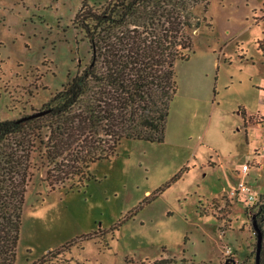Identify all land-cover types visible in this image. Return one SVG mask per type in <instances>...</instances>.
I'll list each match as a JSON object with an SVG mask.
<instances>
[{"label":"rangeland","instance_id":"1","mask_svg":"<svg viewBox=\"0 0 264 264\" xmlns=\"http://www.w3.org/2000/svg\"><path fill=\"white\" fill-rule=\"evenodd\" d=\"M107 1L0 0V121L42 110L88 65L74 18L83 4ZM208 3L205 14L195 8L206 21L191 34L190 57L174 67L163 142L121 140L110 160L90 164L79 190L50 191L38 164L15 264H255L251 217L264 203V0ZM242 165L256 204L232 194Z\"/></svg>","mask_w":264,"mask_h":264},{"label":"trees","instance_id":"2","mask_svg":"<svg viewBox=\"0 0 264 264\" xmlns=\"http://www.w3.org/2000/svg\"><path fill=\"white\" fill-rule=\"evenodd\" d=\"M208 5V0L82 5L74 23L88 44V65L51 96L40 110L44 116L0 121V264H15L24 198L38 164L50 191L79 190L90 180V164L110 160L121 140L163 142L177 91L174 67L188 60L191 34L206 21L195 8L202 6L205 14ZM259 49L264 53V41ZM253 222L262 233L259 264H264V203ZM64 248L50 254L56 257Z\"/></svg>","mask_w":264,"mask_h":264},{"label":"built area","instance_id":"3","mask_svg":"<svg viewBox=\"0 0 264 264\" xmlns=\"http://www.w3.org/2000/svg\"><path fill=\"white\" fill-rule=\"evenodd\" d=\"M240 168L241 169H240L238 176H241L242 180L233 189L232 194L233 196L236 194H239L245 198V201H247L248 203H251L255 200L254 193L252 192L250 187L247 185L245 180H243L248 174L249 165H242Z\"/></svg>","mask_w":264,"mask_h":264},{"label":"water","instance_id":"4","mask_svg":"<svg viewBox=\"0 0 264 264\" xmlns=\"http://www.w3.org/2000/svg\"><path fill=\"white\" fill-rule=\"evenodd\" d=\"M46 111H38L35 113H32L24 118L21 119V121H27V120H32L35 118H39L44 116L46 114ZM253 230L256 235V253H255V264H259V253H260V248H261V241H262V233L261 230L258 228L257 224L255 222L252 223Z\"/></svg>","mask_w":264,"mask_h":264},{"label":"crops","instance_id":"5","mask_svg":"<svg viewBox=\"0 0 264 264\" xmlns=\"http://www.w3.org/2000/svg\"><path fill=\"white\" fill-rule=\"evenodd\" d=\"M255 197H257L255 194H254Z\"/></svg>","mask_w":264,"mask_h":264}]
</instances>
